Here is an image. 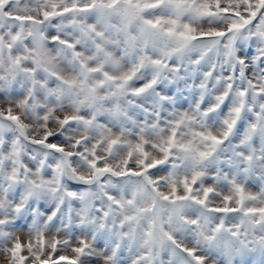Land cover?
I'll return each mask as SVG.
<instances>
[{
	"label": "snow or ice",
	"instance_id": "6c2138e0",
	"mask_svg": "<svg viewBox=\"0 0 264 264\" xmlns=\"http://www.w3.org/2000/svg\"><path fill=\"white\" fill-rule=\"evenodd\" d=\"M2 264H264V0H0Z\"/></svg>",
	"mask_w": 264,
	"mask_h": 264
},
{
	"label": "rangeland",
	"instance_id": "374dc122",
	"mask_svg": "<svg viewBox=\"0 0 264 264\" xmlns=\"http://www.w3.org/2000/svg\"><path fill=\"white\" fill-rule=\"evenodd\" d=\"M2 260H3V258H2V257H0V264H2Z\"/></svg>",
	"mask_w": 264,
	"mask_h": 264
}]
</instances>
